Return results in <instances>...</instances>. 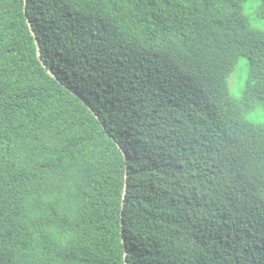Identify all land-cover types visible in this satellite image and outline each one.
I'll use <instances>...</instances> for the list:
<instances>
[{"label": "trees", "instance_id": "1", "mask_svg": "<svg viewBox=\"0 0 264 264\" xmlns=\"http://www.w3.org/2000/svg\"><path fill=\"white\" fill-rule=\"evenodd\" d=\"M245 1L0 0V264H264Z\"/></svg>", "mask_w": 264, "mask_h": 264}, {"label": "rangeland", "instance_id": "2", "mask_svg": "<svg viewBox=\"0 0 264 264\" xmlns=\"http://www.w3.org/2000/svg\"><path fill=\"white\" fill-rule=\"evenodd\" d=\"M258 6L259 0H246L245 12L254 27L264 30V18L258 17ZM248 70V59L246 57H240L228 79L229 89L234 97L238 98L241 96L247 80ZM245 116L250 121L264 124V102L255 104L251 110L246 112Z\"/></svg>", "mask_w": 264, "mask_h": 264}, {"label": "water", "instance_id": "3", "mask_svg": "<svg viewBox=\"0 0 264 264\" xmlns=\"http://www.w3.org/2000/svg\"><path fill=\"white\" fill-rule=\"evenodd\" d=\"M27 22H28V25H29V27H30V29H31V32H32L33 36L36 37V33H35V31L32 29V24H31V22L29 21V18H28V17H27ZM35 41H36V45H37V54H38V58H39L40 62L42 63V65L47 69V71H48L52 76L57 77V76L55 75V73H54L51 69H48V68H47V65L44 63V61H43V59H42V56H41V51H40L39 41H38L37 38H35ZM125 193H126V189L124 190V194H125ZM123 241H124V243H125V239H123ZM125 249H126V247H125ZM126 253H127V252H125V256H126Z\"/></svg>", "mask_w": 264, "mask_h": 264}, {"label": "snow or ice", "instance_id": "4", "mask_svg": "<svg viewBox=\"0 0 264 264\" xmlns=\"http://www.w3.org/2000/svg\"><path fill=\"white\" fill-rule=\"evenodd\" d=\"M86 2H91V0H86Z\"/></svg>", "mask_w": 264, "mask_h": 264}]
</instances>
